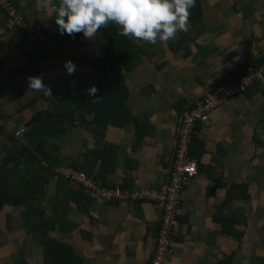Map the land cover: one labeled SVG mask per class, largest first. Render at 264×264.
Segmentation results:
<instances>
[{"label": "crops", "instance_id": "0c3cea01", "mask_svg": "<svg viewBox=\"0 0 264 264\" xmlns=\"http://www.w3.org/2000/svg\"><path fill=\"white\" fill-rule=\"evenodd\" d=\"M12 2L25 24L6 28L7 39L0 43L1 191L7 185L12 189L21 170L33 169L34 157L24 149L30 121L75 103L85 105L77 125L65 124L59 138L44 143L46 152L58 157L55 169H78L100 187L162 189L183 110L264 60V0H198L200 22L188 19L186 31L169 41L148 44L120 35L128 54L120 68L128 98L122 121L100 126L85 102L88 90L103 80L94 63L113 23L89 39L59 35L54 14L38 0ZM69 60L75 64L71 75L63 66ZM36 76L49 86L50 96L28 89V77ZM106 92L91 95L97 108L104 107ZM193 140L197 172L181 193L169 264H264V79L198 123ZM63 181L50 176L41 203L32 204L30 222L23 214L26 205H2L0 264H44L42 243L33 232L38 209L54 224L50 237L69 244L79 264L151 263L162 203L105 202L66 182L58 208Z\"/></svg>", "mask_w": 264, "mask_h": 264}, {"label": "trees", "instance_id": "16d2710c", "mask_svg": "<svg viewBox=\"0 0 264 264\" xmlns=\"http://www.w3.org/2000/svg\"><path fill=\"white\" fill-rule=\"evenodd\" d=\"M201 15L202 13L198 0H195V5L189 10V20L193 21V23H199ZM101 29L102 27L98 29V31ZM73 36H82V34L75 33ZM105 36L108 37V39L98 47L99 55L94 63L97 72L102 74L103 80L99 85L94 87L96 88V92L102 91V93H105V91H107L106 93L110 94L108 98H104L103 100L105 104L104 107L97 108L95 102H92V94H89V92H87L86 97L88 101L87 103L85 102L90 110L96 113L93 123L100 126H106L111 120L117 124L119 120L122 121L123 118L121 115L123 107L128 98V91L125 87V75L122 74L120 70L123 66V61L127 59V50L119 43L120 35L117 33V26L115 24H113L108 31L105 30ZM262 62H264V60L259 63ZM129 68L130 66L128 69ZM83 107H85V105L80 106L78 103L67 105L57 112L38 114L30 121V128L24 133L25 139L29 142L27 145L28 148L24 147V149L34 157L32 164L33 169L29 171L21 170L17 180L13 183L12 189H10V185H7L3 187L2 191L0 190V209L2 205L7 202L17 206L26 205V211H24L23 214L28 218L27 221L29 219L31 220L34 213L32 204L33 202L39 201L41 203V198L46 194V186L50 176L57 175L66 182H69L59 173L58 170L61 167L55 169V165L58 163V157L55 158L51 153L48 154L44 149V143L48 138H59L66 131L65 124L68 123L70 127L76 126L79 119L77 115L79 114L82 116L80 109H83ZM194 133L195 130L189 144L190 152L192 142L194 141ZM177 137L179 138L178 134ZM13 158L14 159L11 160L19 165L18 159H16V157ZM51 159H56L57 161H52ZM13 173L16 174L14 171ZM66 182H64L66 185H62L60 189H58V194L56 196L58 208L60 203L62 204L64 202L61 188L65 189V187H67ZM15 184L18 185L16 194L13 192ZM12 194L13 196L11 197L10 195ZM37 213L38 222L34 224L33 232L42 243L44 249V264H79V259L75 256L74 250L69 244L50 237V229L54 227V224H50V219L46 221L43 220L44 213L41 209H38ZM57 213H59V210H57ZM30 220L28 222H30ZM159 226L160 225H158V229ZM158 229L156 238L158 236ZM16 264H22V262L18 261Z\"/></svg>", "mask_w": 264, "mask_h": 264}, {"label": "built area", "instance_id": "2783aa9c", "mask_svg": "<svg viewBox=\"0 0 264 264\" xmlns=\"http://www.w3.org/2000/svg\"><path fill=\"white\" fill-rule=\"evenodd\" d=\"M9 1V0H8ZM11 3L0 7V14H6L9 20L8 29H12L19 19ZM8 8V9H7ZM6 28L0 27V43L6 41ZM264 79V62L248 65L245 72L238 73L225 81L217 90L206 93L193 106L188 107L180 118L178 145L169 173L168 183L164 188L142 186L122 188L115 185L111 188L100 187L86 173L70 167L59 168V173L70 182L81 185L87 193H94L105 202L131 203L156 202L163 204L162 219L159 223L156 248L150 264H169L174 254V237L179 222L181 193L197 172V161L190 154L189 144L197 122L208 120L211 112L218 106L244 93L249 87ZM23 133L24 130H21Z\"/></svg>", "mask_w": 264, "mask_h": 264}, {"label": "clouds", "instance_id": "9594fccd", "mask_svg": "<svg viewBox=\"0 0 264 264\" xmlns=\"http://www.w3.org/2000/svg\"><path fill=\"white\" fill-rule=\"evenodd\" d=\"M38 3L45 12L54 14L52 20L59 35L71 37L81 33L89 39L111 22L117 26L118 35L155 44L169 41L177 32L186 31L189 10L195 0H59L58 3L38 0ZM63 66L68 75L75 70V64L70 60ZM28 89L45 97L51 95L49 86L43 84L39 76L28 77ZM88 92L94 94L96 88L93 86Z\"/></svg>", "mask_w": 264, "mask_h": 264}, {"label": "rangeland", "instance_id": "374dc122", "mask_svg": "<svg viewBox=\"0 0 264 264\" xmlns=\"http://www.w3.org/2000/svg\"><path fill=\"white\" fill-rule=\"evenodd\" d=\"M7 3H11L12 5H11V8H15V10H16V13H17V17L19 18L17 21H16V23H15V25H14V27L11 29L12 31H14L15 29H19V28H21V27H23L24 26V24H25V21H24V17H23V15L18 11V9L16 8V6L13 4V2H12V0H0V7H5L6 6V4ZM8 9V8H7ZM8 16L5 14H0V27L1 28H8V24H9V20H8V18H7ZM5 38L7 39V34L5 35ZM212 92V91H211ZM207 93H209V92H207ZM206 95V93L201 97V98H203L204 96ZM193 106V105H192ZM188 107H191V106H188ZM188 107H186L185 109H187ZM184 109V110H185ZM184 110H183V112H184ZM182 112V113H183ZM181 116H182V114H181ZM181 116H180V118H181ZM179 127H180V125H179ZM24 130V129H23ZM195 130V129H194ZM25 131V130H24ZM178 135H179V128H178ZM176 149V148H175ZM172 167V166H171ZM70 168H72V167H70ZM171 170V169H170ZM82 172V171H81ZM90 179H92V178H90ZM93 180V179H92ZM94 181V180H93ZM70 182V181H69ZM73 183H76V182H73ZM122 188H126V187H122ZM128 189V188H127Z\"/></svg>", "mask_w": 264, "mask_h": 264}, {"label": "water", "instance_id": "95a60500", "mask_svg": "<svg viewBox=\"0 0 264 264\" xmlns=\"http://www.w3.org/2000/svg\"><path fill=\"white\" fill-rule=\"evenodd\" d=\"M77 118H79V117L77 116Z\"/></svg>", "mask_w": 264, "mask_h": 264}]
</instances>
